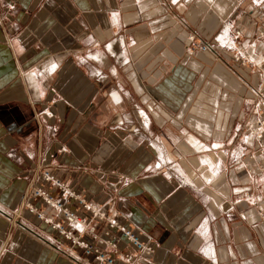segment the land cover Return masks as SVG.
Here are the masks:
<instances>
[{
	"label": "crops",
	"instance_id": "0c3cea01",
	"mask_svg": "<svg viewBox=\"0 0 264 264\" xmlns=\"http://www.w3.org/2000/svg\"><path fill=\"white\" fill-rule=\"evenodd\" d=\"M263 109L264 0H0V264H107L23 209L42 172L154 248L75 203L115 264H264Z\"/></svg>",
	"mask_w": 264,
	"mask_h": 264
},
{
	"label": "built area",
	"instance_id": "2783aa9c",
	"mask_svg": "<svg viewBox=\"0 0 264 264\" xmlns=\"http://www.w3.org/2000/svg\"><path fill=\"white\" fill-rule=\"evenodd\" d=\"M242 35L241 31L235 32V39H239ZM189 40L195 43L194 36H190ZM215 42L233 54L235 62L242 66H250L252 57L243 48L237 47L234 40L224 34H218ZM200 49L208 52L212 49L211 43H200ZM144 119V126L148 125V117L141 112ZM244 142L247 147L255 148V150L264 157V109L260 112L258 118L249 124L247 132L244 135ZM254 159V155L249 156ZM257 170V167H249V172ZM260 171H264V165H261ZM43 184H49L53 190L47 189L43 184L33 190L32 201L23 204V209L37 216L38 220L49 225L59 236L70 242L73 247L82 249L86 255H93L98 263L115 264L114 258L101 251L98 247L89 244L83 236L80 235V229L86 227L84 219L80 218L73 207L78 203L79 207L93 219L106 220L111 230H121L123 237L136 249L139 253L151 254L154 252L152 245H147L140 240V237L131 229L122 227V224L116 217L107 216L104 211L97 205L91 203L86 197L81 196L73 190L68 183L58 179L55 175L42 172L40 174ZM34 201H40L42 207H38ZM42 208L52 209L56 213L54 218L47 217ZM114 240V239H113ZM111 244V243H110Z\"/></svg>",
	"mask_w": 264,
	"mask_h": 264
}]
</instances>
